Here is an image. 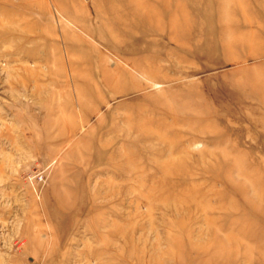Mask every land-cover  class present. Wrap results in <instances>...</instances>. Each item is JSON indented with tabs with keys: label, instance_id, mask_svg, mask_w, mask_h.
Wrapping results in <instances>:
<instances>
[{
	"label": "rangeland",
	"instance_id": "rangeland-1",
	"mask_svg": "<svg viewBox=\"0 0 264 264\" xmlns=\"http://www.w3.org/2000/svg\"><path fill=\"white\" fill-rule=\"evenodd\" d=\"M0 264H264V0H0Z\"/></svg>",
	"mask_w": 264,
	"mask_h": 264
}]
</instances>
